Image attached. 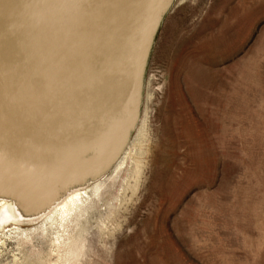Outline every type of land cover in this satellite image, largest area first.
I'll list each match as a JSON object with an SVG mask.
<instances>
[{
    "label": "rangeland",
    "instance_id": "rangeland-1",
    "mask_svg": "<svg viewBox=\"0 0 264 264\" xmlns=\"http://www.w3.org/2000/svg\"><path fill=\"white\" fill-rule=\"evenodd\" d=\"M84 186L64 219L3 222L0 264H264V0L172 1L128 139Z\"/></svg>",
    "mask_w": 264,
    "mask_h": 264
},
{
    "label": "water",
    "instance_id": "water-1",
    "mask_svg": "<svg viewBox=\"0 0 264 264\" xmlns=\"http://www.w3.org/2000/svg\"><path fill=\"white\" fill-rule=\"evenodd\" d=\"M172 1L0 0V195L42 208L116 159Z\"/></svg>",
    "mask_w": 264,
    "mask_h": 264
},
{
    "label": "bare ground",
    "instance_id": "bare-ground-1",
    "mask_svg": "<svg viewBox=\"0 0 264 264\" xmlns=\"http://www.w3.org/2000/svg\"><path fill=\"white\" fill-rule=\"evenodd\" d=\"M107 168H105L102 172H104ZM102 172L87 176L82 180L76 181L73 184L60 189L53 200H51L42 208H31L21 200H18V198L14 204L3 203L0 206V225L8 220H34L35 218L37 219L39 216L45 215V213L47 214V212L55 208H59L58 212L63 219L65 216L68 217L73 209L81 206L84 202V195L87 194V192L84 190V185L92 180L97 179Z\"/></svg>",
    "mask_w": 264,
    "mask_h": 264
}]
</instances>
